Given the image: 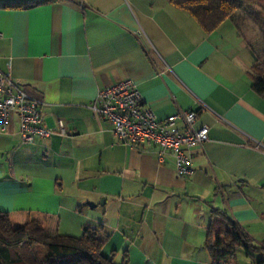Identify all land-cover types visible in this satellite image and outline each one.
<instances>
[{"label": "crops", "instance_id": "crops-1", "mask_svg": "<svg viewBox=\"0 0 264 264\" xmlns=\"http://www.w3.org/2000/svg\"><path fill=\"white\" fill-rule=\"evenodd\" d=\"M46 1L0 0V72L66 133L28 144L17 115L0 127V211L56 215L60 235L103 226V254L128 264H212L214 210L264 246V95L235 24L207 34L171 0ZM126 79L160 120L195 110V128H209L189 177L158 148L121 143L91 109Z\"/></svg>", "mask_w": 264, "mask_h": 264}, {"label": "trees", "instance_id": "trees-1", "mask_svg": "<svg viewBox=\"0 0 264 264\" xmlns=\"http://www.w3.org/2000/svg\"><path fill=\"white\" fill-rule=\"evenodd\" d=\"M171 3L191 15L207 34L231 20L255 56L253 88L264 95V17L260 16L264 8L256 0H171ZM8 6L30 7L28 4ZM59 225L58 216L42 211H0V264L129 263L127 252L120 261L116 260V252L110 256L103 254L111 237L103 226H86L81 236L74 237L60 235ZM263 247L225 211L214 210L205 242L212 264H238L239 248L250 256Z\"/></svg>", "mask_w": 264, "mask_h": 264}, {"label": "built area", "instance_id": "built-area-1", "mask_svg": "<svg viewBox=\"0 0 264 264\" xmlns=\"http://www.w3.org/2000/svg\"><path fill=\"white\" fill-rule=\"evenodd\" d=\"M95 115L108 122L121 143L132 147L158 148V159L164 163L169 155L174 159L177 174L189 177L196 149L209 139V128H195L198 112L180 111L159 119L143 100L133 79L101 88L91 106ZM13 115L20 120L21 140L33 144L37 138H49L66 133L64 125L56 130L45 127L38 100L17 87L12 76L0 72V127L6 131Z\"/></svg>", "mask_w": 264, "mask_h": 264}, {"label": "rangeland", "instance_id": "rangeland-1", "mask_svg": "<svg viewBox=\"0 0 264 264\" xmlns=\"http://www.w3.org/2000/svg\"><path fill=\"white\" fill-rule=\"evenodd\" d=\"M259 5L264 8V0H256ZM244 14V13H243ZM264 17V13L260 15ZM237 261L238 264H264V247L259 251H253L250 256H248L243 248L237 250Z\"/></svg>", "mask_w": 264, "mask_h": 264}, {"label": "water", "instance_id": "water-1", "mask_svg": "<svg viewBox=\"0 0 264 264\" xmlns=\"http://www.w3.org/2000/svg\"><path fill=\"white\" fill-rule=\"evenodd\" d=\"M103 201H105V200H102L101 203H103ZM89 205H90L91 207H96V204H93V203H89Z\"/></svg>", "mask_w": 264, "mask_h": 264}]
</instances>
